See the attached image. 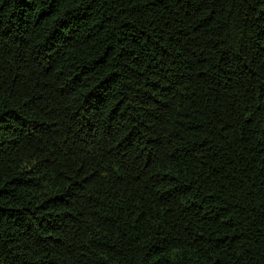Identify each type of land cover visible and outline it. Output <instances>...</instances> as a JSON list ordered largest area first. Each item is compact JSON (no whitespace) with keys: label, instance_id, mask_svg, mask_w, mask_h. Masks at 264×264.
I'll return each mask as SVG.
<instances>
[{"label":"trees","instance_id":"1","mask_svg":"<svg viewBox=\"0 0 264 264\" xmlns=\"http://www.w3.org/2000/svg\"><path fill=\"white\" fill-rule=\"evenodd\" d=\"M0 264H264V0H0Z\"/></svg>","mask_w":264,"mask_h":264}]
</instances>
